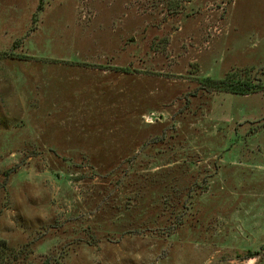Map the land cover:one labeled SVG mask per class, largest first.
I'll return each instance as SVG.
<instances>
[{"label":"rangeland","instance_id":"1","mask_svg":"<svg viewBox=\"0 0 264 264\" xmlns=\"http://www.w3.org/2000/svg\"><path fill=\"white\" fill-rule=\"evenodd\" d=\"M0 264H264V0H0Z\"/></svg>","mask_w":264,"mask_h":264},{"label":"trees","instance_id":"2","mask_svg":"<svg viewBox=\"0 0 264 264\" xmlns=\"http://www.w3.org/2000/svg\"><path fill=\"white\" fill-rule=\"evenodd\" d=\"M205 81H211L213 86H216L218 88H225L228 89L230 92H234V93H247L248 91H252L256 89V84H251L248 83L246 81H238V82H233V81H228L227 78H223V79H217V80H213L209 77H206L204 79ZM248 254H254V253H248ZM249 256H253V255H249Z\"/></svg>","mask_w":264,"mask_h":264}]
</instances>
